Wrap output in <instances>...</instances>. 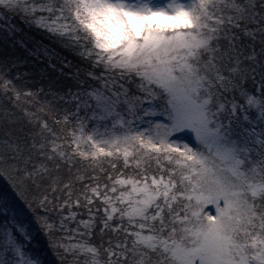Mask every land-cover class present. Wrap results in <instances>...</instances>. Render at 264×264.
<instances>
[{"label": "snow or ice", "instance_id": "1", "mask_svg": "<svg viewBox=\"0 0 264 264\" xmlns=\"http://www.w3.org/2000/svg\"><path fill=\"white\" fill-rule=\"evenodd\" d=\"M0 264H264V0H0Z\"/></svg>", "mask_w": 264, "mask_h": 264}, {"label": "rangeland", "instance_id": "2", "mask_svg": "<svg viewBox=\"0 0 264 264\" xmlns=\"http://www.w3.org/2000/svg\"><path fill=\"white\" fill-rule=\"evenodd\" d=\"M52 259L54 260V257Z\"/></svg>", "mask_w": 264, "mask_h": 264}]
</instances>
